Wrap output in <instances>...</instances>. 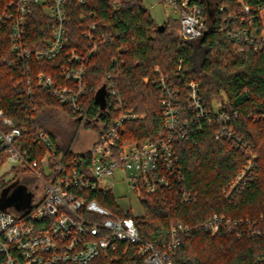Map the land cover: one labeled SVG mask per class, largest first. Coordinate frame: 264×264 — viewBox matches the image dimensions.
<instances>
[{"label": "trees", "instance_id": "16d2710c", "mask_svg": "<svg viewBox=\"0 0 264 264\" xmlns=\"http://www.w3.org/2000/svg\"><path fill=\"white\" fill-rule=\"evenodd\" d=\"M11 2L0 0V11ZM198 5L210 31L199 39L185 40L179 20L162 24L163 31L144 0H68V45L59 58L46 62H21L11 50L10 31L5 29L0 34V109L20 131L17 146L25 155L35 160L44 156V147L34 141L36 133L42 131L50 136L57 158L73 161L83 155L57 146L55 136L42 121L46 111L61 110L85 129L94 128L98 136L123 113L131 112L136 118L124 122L122 145L166 139L172 133L165 129L161 110L164 92L158 84L166 79L178 95L180 119L190 122L185 137L177 138L174 145L185 182L198 194V200L184 204L174 180L168 188L144 194V216L134 217L131 212L124 213L111 190L78 188L76 192L87 202L94 200L121 217H132L140 237L149 242L158 240L159 248L162 242L169 243L174 224L190 226L189 237L182 238L172 255L175 264H264V49L259 48L264 36V0H199ZM239 31L249 38L255 35L257 40L251 44L232 36ZM49 38V18L43 7L35 6L27 43L30 48H42ZM91 42L97 43L98 49L87 62L83 112L75 115L35 80L44 73L66 83L60 78L62 68L70 63V53L89 51ZM26 65L30 66L28 72ZM109 77L117 98L107 88ZM29 78L33 79L31 85ZM190 83L199 86L206 110L230 114L232 139L218 140L220 126L210 127L206 118L199 120L188 111ZM250 161L244 181L227 197L224 190ZM5 163L0 155V169ZM6 191L9 196L13 188L0 177V199ZM5 211L19 213L12 208ZM215 214L244 221L241 238L228 229L216 235L206 232L204 225ZM5 262L6 256L0 253V264ZM93 264L147 263L137 246L119 243L115 253Z\"/></svg>", "mask_w": 264, "mask_h": 264}, {"label": "built area", "instance_id": "2783aa9c", "mask_svg": "<svg viewBox=\"0 0 264 264\" xmlns=\"http://www.w3.org/2000/svg\"><path fill=\"white\" fill-rule=\"evenodd\" d=\"M157 1L168 5L178 15L183 39L196 40L210 31L198 5L199 0ZM80 2L85 3V0ZM67 5L68 0H12L0 11V34L5 29L10 31L11 50L19 55L21 62L53 61L63 54L68 45L67 23L70 18ZM35 6L43 7L50 21V38L42 48H30L27 43L30 15ZM244 10L249 13L248 7H244ZM232 36L240 37L251 44L257 40L255 35L249 38L243 31ZM88 39L92 40L90 34ZM91 43V49L87 52L79 53L73 50L70 53V63L62 68L60 78L66 83L60 84L58 80L44 73L37 75L35 80L48 95L62 106L68 107L75 115L83 112L87 92V62L98 49L97 43ZM259 48L264 49V36L259 42ZM29 67L25 66V72L29 71ZM29 79L28 84H33V79ZM108 81L107 88L117 98L115 84L111 82L110 77ZM158 84L164 92L161 110L165 129L172 133L171 136L144 144L122 145L120 140L124 122L136 118L131 112H125L111 128L102 136H98L92 148L88 150V157L86 152L77 153L83 156L73 161L66 160L63 156L57 158L50 136L42 131L36 133L34 141L42 144L45 149L44 156L35 160L25 155L21 147L17 146L18 139H21L20 131L15 128V122L6 117L0 109V155L6 163L20 166L26 173L37 177L44 189L42 198L35 199L29 209L19 211L18 214L10 211L0 212V253L6 256L5 264H93L96 260L115 253L119 243L137 246L139 254L145 257L147 264H175L172 255L181 245L182 238L189 237L190 226L183 222L174 224L169 243L162 242L163 246L159 248L156 245L158 240L149 242L140 237L132 217H121L94 200L87 202L76 192L78 188L105 190L100 187V183L108 182L116 171L124 170L129 188L140 199L144 194L156 192L158 188H168L171 182L176 180L184 204L198 200V194L189 189L185 182L184 170L174 145L177 138L185 137L190 122L180 119L178 95L173 87L166 79H161ZM188 88V111L199 120L206 118L210 127L220 126L218 140L232 139L230 114L206 110L200 97L199 86L190 83ZM54 157L56 158L53 159ZM252 161L224 190L227 197L244 181ZM44 170H47V174L42 177L40 173ZM128 212L130 211L124 213ZM241 226H245L244 221L215 214L205 223L204 229L212 235H216L221 229H228L241 238Z\"/></svg>", "mask_w": 264, "mask_h": 264}, {"label": "rangeland", "instance_id": "374dc122", "mask_svg": "<svg viewBox=\"0 0 264 264\" xmlns=\"http://www.w3.org/2000/svg\"><path fill=\"white\" fill-rule=\"evenodd\" d=\"M144 3L157 24L162 25L169 20H178V15L168 5L159 3L157 0H144ZM45 115L42 118L43 124L55 136L56 144L60 148L70 149L76 153H85L92 148L98 138L94 128L85 129L81 122L69 117L61 110L51 109L46 111ZM21 170L20 166H13L7 162L0 169V177H4V183L13 190L22 184L27 187L30 193H36L35 199H41L44 193L43 184L33 174H23ZM18 173L19 176L16 177ZM40 174L45 177L47 170ZM108 180V182L100 183V187L113 192L120 208L124 212L130 211L134 217L144 216L141 199L129 188L126 172L118 170ZM32 198L30 195L27 200V208H30Z\"/></svg>", "mask_w": 264, "mask_h": 264}, {"label": "water", "instance_id": "95a60500", "mask_svg": "<svg viewBox=\"0 0 264 264\" xmlns=\"http://www.w3.org/2000/svg\"><path fill=\"white\" fill-rule=\"evenodd\" d=\"M160 28H163L162 30L164 31V27L162 25ZM8 193L9 191H6L0 199V212L5 211L6 208L12 207H16L18 211L24 210L27 205V200L30 197L27 193V188L24 185H19L9 196Z\"/></svg>", "mask_w": 264, "mask_h": 264}, {"label": "flooded vegetation", "instance_id": "af4514ba", "mask_svg": "<svg viewBox=\"0 0 264 264\" xmlns=\"http://www.w3.org/2000/svg\"><path fill=\"white\" fill-rule=\"evenodd\" d=\"M21 185H22V184H21ZM24 186H25V185H24ZM25 187H26V186H25ZM26 188H27V187H26ZM27 193L29 194V196L31 195V196L33 197V198H32V199H33L32 202H33V201L35 200V198H34L35 196H34V195H36V193H33V194H32V193L29 192L28 189H27ZM24 203H25V202H24ZM24 203H23V204H24ZM12 209L17 210L16 207H12ZM26 209H28V208L25 207L24 210H26ZM17 211H18V210H17ZM22 211H23V210H22Z\"/></svg>", "mask_w": 264, "mask_h": 264}]
</instances>
